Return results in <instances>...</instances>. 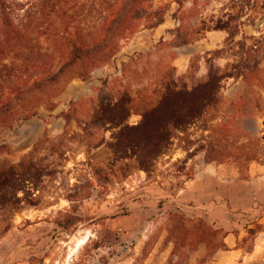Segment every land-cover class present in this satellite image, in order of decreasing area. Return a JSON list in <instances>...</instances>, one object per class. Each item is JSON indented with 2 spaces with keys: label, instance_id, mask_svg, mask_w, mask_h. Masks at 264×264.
Here are the masks:
<instances>
[{
  "label": "rangeland",
  "instance_id": "obj_1",
  "mask_svg": "<svg viewBox=\"0 0 264 264\" xmlns=\"http://www.w3.org/2000/svg\"><path fill=\"white\" fill-rule=\"evenodd\" d=\"M37 3L2 0L0 32L10 29L4 16L19 26ZM151 4L167 6L162 24L142 21L109 63L42 94L37 116L0 124V264H167L161 236L168 213H182L169 199L194 165L215 161L245 172L264 164V0ZM87 9L73 1L71 27L51 13L43 31L93 34L99 22ZM25 33L38 35L36 28ZM211 78L218 103L175 131L169 147L152 158L127 146L135 133L124 126L140 123L160 95L153 94L157 81L192 87ZM122 92L131 98L129 115L117 126L107 115L126 111L101 106L113 108Z\"/></svg>",
  "mask_w": 264,
  "mask_h": 264
},
{
  "label": "trees",
  "instance_id": "obj_2",
  "mask_svg": "<svg viewBox=\"0 0 264 264\" xmlns=\"http://www.w3.org/2000/svg\"><path fill=\"white\" fill-rule=\"evenodd\" d=\"M73 1L81 11L89 7L87 13H93L99 22L96 32H80L78 26L84 19L81 13L76 14L79 22L75 34H46L43 30L47 27L43 24L51 13L65 19L61 26L71 27ZM152 1L89 0L88 3V0H38L34 10L27 12L28 21L19 26L4 16L2 24L10 29L3 28L0 32V124L12 127L17 121L37 116L35 105L36 101L43 99L42 94L47 96L48 91L57 90L58 85L75 77L85 79L95 68L109 63L119 51L122 39L141 27L142 21L147 22L144 25L148 28L162 24L167 6L152 9ZM33 28L38 35L27 36L26 29ZM58 29L55 27L53 31ZM219 90L215 78L192 87L173 79L157 81L153 94L158 92L160 95L146 107L140 123L124 126L126 131L135 133L127 146L140 147L146 156L152 158L159 155L169 147L175 131L195 123L208 109L215 107ZM130 100L129 93L122 92L113 108L101 106V109L108 114L116 109L126 111L125 117L107 115L111 116L108 118L111 123L120 126L129 115L127 104ZM208 147L212 145L209 143ZM253 159L255 155L247 154L246 160ZM241 173L245 175V172ZM192 175L193 172L189 178ZM168 215L166 239L173 243V249L167 264H188L189 254L202 242L207 244L211 253L226 247L222 240L226 232L215 229L206 219H191L176 212Z\"/></svg>",
  "mask_w": 264,
  "mask_h": 264
},
{
  "label": "crops",
  "instance_id": "obj_3",
  "mask_svg": "<svg viewBox=\"0 0 264 264\" xmlns=\"http://www.w3.org/2000/svg\"><path fill=\"white\" fill-rule=\"evenodd\" d=\"M169 202L187 217L204 218L226 232L225 248L211 253L202 242L189 254L188 264H257L264 258V164L252 162L243 175L231 164L196 163L192 177ZM166 237L164 230L161 239ZM167 248L170 257L173 243Z\"/></svg>",
  "mask_w": 264,
  "mask_h": 264
}]
</instances>
